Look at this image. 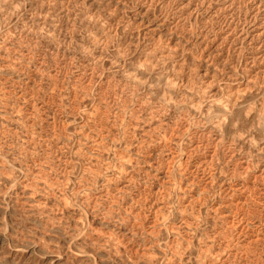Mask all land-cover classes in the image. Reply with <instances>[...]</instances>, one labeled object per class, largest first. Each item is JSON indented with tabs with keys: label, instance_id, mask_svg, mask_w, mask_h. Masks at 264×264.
<instances>
[{
	"label": "rangeland",
	"instance_id": "374dc122",
	"mask_svg": "<svg viewBox=\"0 0 264 264\" xmlns=\"http://www.w3.org/2000/svg\"><path fill=\"white\" fill-rule=\"evenodd\" d=\"M0 264H264V0H0Z\"/></svg>",
	"mask_w": 264,
	"mask_h": 264
}]
</instances>
